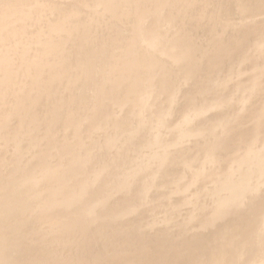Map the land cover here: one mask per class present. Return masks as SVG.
Instances as JSON below:
<instances>
[{
	"label": "rangeland",
	"instance_id": "374dc122",
	"mask_svg": "<svg viewBox=\"0 0 264 264\" xmlns=\"http://www.w3.org/2000/svg\"><path fill=\"white\" fill-rule=\"evenodd\" d=\"M31 1L0 0V61L5 56L10 67L8 76L2 77V68L6 66H0V111L3 112L0 117L15 128V132L25 133L24 122L27 125L30 122L28 113L35 111L38 119L33 126L37 130L32 138H20L19 145L26 149L33 138L46 133L45 129L51 128L48 126L55 125L60 135L58 139L65 137L62 142L71 143L73 150L68 154L69 144L67 155L60 160L51 159L52 163L44 171L40 170L43 168L40 162L54 151H37L34 154L37 157H34L32 152L23 153L19 148L14 154L15 146L10 145L9 134L0 132V153L5 151L0 154V181L13 178L11 172L22 177L23 173L19 172L25 171H12L11 165H30L35 160L39 165L31 172H37L41 178L44 172L48 174L42 181L32 184L29 193L20 195L14 208L9 204L11 200H5V207L0 211V218L5 217L1 236L12 239V243L0 246V264H46L42 262L44 255H40L41 246L38 245L48 242L45 236L55 235L61 242L69 237L76 243L79 237L83 238V232L92 242L86 247L87 253L98 256L89 264L108 261L112 264H213L216 258L227 259L231 253L236 255L242 249V253L249 251L253 254L252 247H257L255 244L258 243L260 254L257 252L252 264H264V218L260 226L255 225L257 215L264 211V183L257 178L250 182L244 179L245 172H264V0H179L184 4L175 7L171 6L170 0H122V6L130 7L129 14L124 15L122 21L114 15L121 0H115L112 5H107L105 0ZM249 7L253 10L250 11ZM169 16L173 20L170 24L167 23ZM61 22L67 30H57L53 34L54 38L64 42L59 56L64 54L61 59H68L63 68L71 75L54 77L52 61L55 58L50 60V57L57 51L52 47L42 55L40 50L43 39L50 35V27H57ZM137 30L149 31L158 38L165 32L163 36L168 35L174 41L167 42L163 50L159 45L155 51V47L141 44L136 36ZM232 35L237 38L230 39ZM168 48L176 52V59L165 52ZM38 52L40 56H37ZM25 60L32 64L35 75L42 78L48 88L43 85L41 90L34 85L35 82L25 81V71L21 67ZM124 62L128 65L125 66ZM151 64L155 70L160 66L162 71L170 69L173 74L171 78L160 75L154 80L150 87L151 97L145 101L147 105L143 110L141 103L131 101L140 94L143 96V88L131 93L130 84L143 80L145 65ZM186 68H191L187 77L182 73ZM151 73L148 72L147 76ZM122 77L125 79L120 81ZM48 89L52 91L47 92ZM38 92H42L43 97ZM113 94L115 99H105ZM70 95L74 97L72 100ZM50 98L57 99L68 110L73 109L75 120L70 121L72 111L68 110H63L57 118L46 115L45 105L47 108ZM150 104L157 108L154 116L157 112L162 114V124L157 126L161 136L157 145L146 140L143 148L137 150L132 148L136 140L130 137H135L136 130L144 131V127H149L145 121L154 108ZM14 107L20 108L13 110ZM100 109L115 114L111 120L124 119L129 113L139 112V115L130 117L131 122L124 121L117 128L109 122L105 121V124L99 115ZM186 114L190 120H185ZM187 122H190L188 128L193 127L196 131L183 138L180 130ZM213 124H217L214 137L198 133L210 129ZM119 130L124 133H116ZM139 136L138 140H141L142 135ZM114 139H122L121 145L128 146L119 157L116 155L119 143ZM249 139H253L251 144H255L256 152L252 159L242 163L243 148ZM214 140L218 143L215 148L207 147ZM114 143L116 146L111 147ZM87 145L94 146V155L83 164V149ZM185 159L192 161L191 169L184 168L189 163ZM29 161L31 163L26 164ZM106 161L114 162L111 174L104 166ZM195 166L207 172L200 175L201 180L192 176ZM55 172H63L61 180L56 181L59 174ZM71 172H75L73 176ZM184 172L191 173L182 175ZM214 172H231L225 179L233 177L232 185L214 193L211 188L217 185L216 179L225 175ZM202 186L209 190L204 193L200 189ZM150 188L151 191L146 192ZM233 193L236 195L230 196ZM242 202H247L250 211L245 218V213L239 216L238 210L236 212ZM24 204L40 205L42 211L27 213L23 210ZM198 204L203 206L197 210L201 214H197L195 220L186 221V215ZM93 208L101 210V216L95 219L100 225L99 232L92 235L91 226L88 227V222L83 220L86 215L80 214ZM28 217L33 220L26 232L25 227L19 226ZM205 232L209 233L210 241L214 239L210 245H198L201 242L198 236L193 241L194 235ZM256 233L263 235L262 238H256ZM161 235L167 240H160ZM135 240L144 241L142 247L127 246ZM193 242L195 246H192ZM3 247L7 249L2 252ZM126 255H129L128 261L124 260ZM245 257L237 264H241ZM61 259L54 260L60 262ZM215 263L224 264V261Z\"/></svg>",
	"mask_w": 264,
	"mask_h": 264
},
{
	"label": "bare ground",
	"instance_id": "6f19581e",
	"mask_svg": "<svg viewBox=\"0 0 264 264\" xmlns=\"http://www.w3.org/2000/svg\"><path fill=\"white\" fill-rule=\"evenodd\" d=\"M37 1V0H36ZM39 1V0H38ZM55 1V0H54ZM57 1V0H56ZM59 1H61V0H59ZM63 1V0H62ZM73 1V0H72ZM106 1V3H107V5L108 4H110V5H112L114 2H115V0H105ZM134 1V0H133ZM172 1V4H171V6L172 7H175L176 5H178V6H181V5H183L184 3H182V2H180L179 0H170L169 1V3ZM183 1H185V0H183ZM30 2H32L31 0H30ZM66 2H67V0H66ZM131 2V1H130ZM185 2H188V0H186ZM38 3V2H37ZM192 3V2H191ZM31 4V3H30ZM32 4H34V1H33V3ZM31 4V5H32ZM104 4V3H103ZM29 5V4H28ZM35 5H36V3H35ZM136 5V4H135ZM198 5V4H197ZM25 6V5H24ZM51 6V5H50ZM163 6H168V5H163ZM14 7H16V6H14ZM201 7V6H200ZM242 8V7H241ZM250 8V7H249ZM28 9V8H27ZM99 9V8H98ZM129 9H130V7H129ZM129 9L127 8V7H124V6H122V0H121V2H120V4L119 5H117V7L115 8V10H114V15H115V17L116 18H119V19H121V21H122V17L125 15H127V14H129ZM193 9V8H192ZM211 9V8H210ZM214 10V9H213ZM253 10V8H250V11H252ZM27 11V10H26ZM31 11V10H30ZM191 11V10H190ZM25 12V11H24ZM45 12V11H44ZM49 12H51V11H49ZM27 12H25V14H26ZM33 13V12H32ZM35 13V12H34ZM43 13V12H42ZM240 13H241V10H240ZM40 14V13H39ZM157 14V13H156ZM43 15V14H42ZM44 15H45V17H46V14L44 13ZM43 15V16H44ZM32 16V15H31ZM30 16V17H31ZM141 16V15H140ZM140 16H138L139 18V20H140ZM154 16V15H153ZM157 16V15H156ZM181 16V15H180ZM142 18V17H141ZM129 19V18H128ZM180 19V18H179ZM183 19V18H182ZM181 19V20H182ZM35 20H36V17H35ZM62 20V19H61ZM138 20V21H139ZM148 20H149V18H148ZM67 21V20H66ZM65 20H64V23L66 22ZM69 21V20H68ZM114 21H116V20H114ZM119 21V20H118ZM173 22V20H172V17L171 16H169V18H168V20H167V23L168 24H170V22ZM23 22V21H22ZM29 22V21H28ZM27 22V24H29ZM40 22V21H39ZM42 22V21H41ZM63 22V21H62ZM59 23L58 24V26L57 27H50V35L49 36H47V38L46 39H43L44 41H43V48H41V54L43 55L44 53H45V50L46 49H49V48H52V47H54V51H57L56 53H54L51 57H50V60L52 59V58H55L53 61H52V63H54V65H53V67H54V70H53V76L54 77H62V76H66V75H71L70 74V72H67L68 70L67 69H64L63 67L66 65V61L68 60V59H66V60H64V58L63 59H61L62 58V56L64 55H62V56H59L60 55V53H62L61 51H62V44L64 45V42H62L63 40H61V39H59V38H54V34H53V32H58L57 30H64V31H66L67 29H65L67 26H65V25H63V23ZM78 22V21H77ZM76 22V23H77ZM134 22V21H133ZM25 23V22H24ZM67 23V22H66ZM71 23H72V21H71ZM79 23V22H78ZM145 23H147L146 22V20H145ZM31 24H33V23H31ZM41 24V23H40ZM73 24V23H72ZM72 24L70 25V26H72ZM74 24H75V21H74ZM155 24H157V22L155 23ZM182 24V23H181ZM138 25H140L138 28L139 29H141L140 27H141V24L140 23H138ZM145 25V24H144ZM152 25V24H151ZM176 25V24H175ZM19 26H20V24H19ZM40 26V25H39ZM117 26V25H116ZM154 26V25H153ZM152 26V27H153ZM165 26H166V24H165ZM173 26V25H172ZM171 26V27H172ZM177 26H180V25H177ZM177 26H176V28H177ZM37 27V26H36ZM119 27V26H118ZM147 27V26H146ZM148 27H150L149 25H148ZM15 28L17 29V26H15ZM37 28H39V27H37ZM87 28V27H86ZM175 28V29H176ZM35 29V28H34ZM93 28H91V30H92ZM120 29V28H119ZM150 29H151V27H150ZM149 28H148V30H150ZM168 29H169V27H168ZM180 29V28H179ZM179 29H178V31H179ZM13 30H14V28H13ZM167 30V29H166ZM10 31V30H9ZM17 31V30H16ZM32 31H33V29H32ZM121 31V30H120ZM138 32H136V36H137V38L141 41V44H146L148 47H150V48H153V47H155V48H153L154 50L156 49V48H158V46L160 45V47L159 48H161L162 50H163V46L167 43V42H172V40H173V38L171 37H168V35L166 36H163L164 35V33H163V35L162 36H159L160 38H158V36L156 35V34H154V35H151L150 34V32L149 31H146V33H143L142 31H140V30H137ZM172 31V30H171ZM11 32V31H10ZM14 32V31H13ZM177 32V31H176ZM182 32V31H181ZM242 32H244V31H242ZM5 34V33H4ZM239 34H240V32H239ZM2 35V34H1ZM10 35H11V33H10ZM28 35H29V33H28ZM120 35V34H119ZM122 35V34H121ZM5 36V35H4ZM3 36V37H4ZM183 37V36H182ZM26 38V37H25ZM121 38V37H120ZM232 38H234L233 40H235L236 38H237V36L236 35H232L231 36V38L230 39H232ZM1 39V38H0ZM24 39V38H23ZM87 39V38H86ZM89 40V39H88ZM93 40V39H92ZM120 40V39H119ZM25 41V40H24ZM124 41V40H123ZM174 41V40H173ZM184 41V40H183ZM81 43H83V41H80ZM85 42V41H84ZM118 42H120L121 43V41H118ZM179 42V41H178ZM178 42H177V40H176V43L178 44ZM14 43V42H13ZM122 43H124V42H122ZM121 43V44H122ZM84 44V43H83ZM82 44V45H83ZM116 44H118V43H116ZM176 44V45H177ZM86 45H88L87 43H86ZM175 45V46H176ZM84 46V45H83ZM146 46V47H147ZM143 47H145L144 45H143ZM145 47V48H146ZM78 49V48H77ZM149 49V48H148ZM153 49H151V50H153ZM191 49H193L192 47H191ZM114 50V49H113ZM138 50V49H137ZM177 50V49H176ZM79 51V50H78ZM106 51V50H105ZM104 51V52H105ZM149 51V50H148ZM155 51H158V50H155ZM202 52H203V49L201 50ZM114 52V51H113ZM112 52V53H113ZM126 52V51H125ZM165 52L169 55V56H172V58H177V56H176V52L174 53L173 52V48H168L167 50H165ZM78 53V52H77ZM119 53H121V52H119ZM136 53V52H135ZM154 53V52H153ZM56 54H58V55H56ZM123 54V53H122ZM126 54V53H125ZM156 54V53H155ZM159 54V53H158ZM160 55V54H159ZM4 56V55H3ZM37 56H40V52H38V55ZM114 56H116V55H114ZM136 56V55H135ZM151 56V55H150ZM156 56V55H155ZM139 57H140V55H139ZM138 57V58H139ZM115 58V57H114ZM130 58V57H129ZM128 58V59H129ZM135 58V57H134ZM133 58V59H134ZM116 59H118V57H116ZM127 59V58H126ZM141 59V58H140ZM150 59V58H149ZM167 59V58H166ZM169 59V58H168ZM167 59V60H168ZM137 60V59H136ZM135 59H134V61H136ZM139 60V59H138ZM126 61V60H125ZM1 64H0V66L1 65H3V66H6V67H4V68H2V71H4V74L2 75V77H5V76H8V73H10V72H8V68H10L9 67V64H8V61L5 59V56L3 57V59H1ZM25 64H23L21 67L24 69V71H25V81L26 82H35V86L37 87V88H41V90H42V88L45 86L44 84L45 83H43L44 81H43V79L42 78H39L38 77V75L36 76L35 75V71L34 70H32V64H30V62L29 61H27V60H25ZM144 62V61H143ZM143 62H141V63H143ZM32 63V62H31ZM58 63H61L60 65H58ZM172 63V62H171ZM124 65H125V62H124ZM128 65V64H127ZM127 65H125V66H127ZM120 67V64L118 65V68ZM145 69H146V71L143 73L144 74V77H143V80H140V79H138V81H134L133 83H131L130 84V91H131V93H133V92H140L141 91V88H143L142 89V91H143V96L140 94V97L139 96H137V97H134L131 101L133 102V101H135V102H139V103H141V106H143V110H145L146 108H145V106L147 105L146 104V100L149 98V97H151V91H150V87L151 86H153V83H154V80L155 79H157L160 75H164V76H168V77H170L171 78V75L173 74V72L170 70V69H165L164 71H162V69L160 68V66H158L156 69L157 70H155V66H154V64H151L150 66L149 65H145ZM117 68V69H118ZM179 69V68H178ZM177 69V70H178ZM55 70H56V72H55ZM115 69H113V71H114ZM45 71V70H44ZM123 71H125V69L123 70ZM150 71H152V73H151V75L150 76H147V73L148 72H150ZM191 71V68L190 69H188V68H186V69H184L183 71H182V73H184V76H186L187 77V75H186V73H189ZM196 73H198L196 70H194ZM194 71L192 72V74L195 76V73H194ZM199 71V70H198ZM126 72H127V70H126ZM125 73V72H124ZM65 74V75H64ZM116 74V73H115ZM123 74V73H122ZM199 74V73H198ZM197 74V75H198ZM117 75V74H116ZM196 75V76H197ZM200 75V74H199ZM50 76H52V73L50 74ZM122 76V75H121ZM125 76V75H124ZM1 77V78H2ZM68 77V76H67ZM104 77V76H103ZM102 77V78H103ZM128 77V76H127ZM211 77V76H210ZM100 78V77H99ZM98 78V79H99ZM53 79V78H52ZM74 79V78H73ZM109 79V78H108ZM108 79H106V81L108 80ZM118 79H119V76H118ZM123 79H125L124 77H122V79L120 80V81H122ZM101 80V79H100ZM190 80H192V79H189V81ZM50 81V80H49ZM52 81V80H51ZM104 81V80H103ZM126 81V80H125ZM124 81V82H125ZM127 81H128V79H127ZM201 81V80H200ZM66 82V81H65ZM64 82V83H65ZM73 82V81H72ZM108 82V81H107ZM106 82V83H107ZM184 82V81H183ZM101 83V82H100ZM120 83V82H119ZM123 83V82H122ZM46 84H48L47 82H46ZM51 84V83H50ZM49 84V85H50ZM58 84H59V82H58ZM12 85V84H11ZM44 85V86H43ZM103 85V84H102ZM115 85V84H114ZM117 85V84H116ZM40 86H42V87H40ZM51 86V85H50ZM66 86H67V82H66ZM71 86V85H70ZM99 86V85H98ZM101 86V85H100ZM120 86V85H119ZM148 86H149V88H148ZM45 87H47L48 88V85L47 86H45ZM115 87V86H114ZM117 87H118V85H117ZM127 87H128V85H127ZM47 88H45V89H47ZM50 88V87H49ZM72 88V87H71ZM70 87H65V89H71ZM106 88V87H105ZM112 88H113V86H112ZM148 88V89H147ZM44 89V88H43ZM73 89H75L74 87H73ZM82 89V88H81ZM40 90V89H39ZM103 90H104V88H103ZM106 90V89H105ZM126 90V89H125ZM165 90H168V88H165ZM31 91H32V89H31ZM37 91H38V89H37ZM44 91V93H45V90H43ZM50 92V91H52V89L51 90H47V92ZM126 91H129V90H126ZM14 92H16V90L14 91ZM21 92V91H20ZM34 92V91H33ZM32 92V93H33ZM64 92V91H63ZM69 92V91H68ZM85 92V91H84ZM22 93V92H21ZM35 93V92H34ZM40 92H38V94H39ZM43 93V94H44ZM73 93H74V90H73ZM76 93H79L78 91L76 92ZM81 93V92H80ZM41 94V97H43L42 96V92L40 93ZM69 94V93H68ZM67 94V95H68ZM37 95V94H36ZM35 95V96H36ZM47 95H49V94H47ZM60 95V94H59ZM75 96H76V94H74ZM32 96H33V94H32ZM49 96H51V94L49 95ZM78 96H80V95H78ZM85 96H87V95H85ZM37 97L39 98V96L37 95ZM40 97V98H41ZM48 97V96H47ZM68 97V96H67ZM80 97H82V96H80ZM115 95L113 94V95H111V96H109V97H106L105 99L106 100H112V99H115ZM71 98H74V97H72L71 95H70V99ZM221 98V97H220ZM51 100L48 102V103H46V104H48V106H47V108H46V105H45V109L47 110V113H45L46 115H48V116H55L56 118H57V116H59V115H61L60 113L63 111V110H68L67 109V106L66 105H62L60 102H58V100L57 99H54V98H50ZM42 100V99H41ZM72 100V99H71ZM74 100V99H73ZM78 100H79V98H78ZM116 100H117V98H116ZM154 100H155V102H157L156 101V99L154 98ZM38 101H39V99H38ZM45 102V101H44ZM68 102H69V100H68ZM194 102V101H193ZM23 103V102H22ZM71 103V102H70ZM74 103V102H73ZM73 103H72V105H73ZM144 103V104H143ZM38 104V103H37ZM155 105H156V107H157V104L156 103H154ZM191 104H193V103H191ZM41 105V104H40ZM138 105V104H137ZM155 105H153V106H151V104H150V107H154ZM18 106H20V104L18 105ZM74 106V105H73ZM193 106H195V105H193ZM36 107V106H35ZM156 107H154L153 108V110H152V112L151 113H146V112H144V113H146V114H148L147 115V117H148V120L147 121H145V123H147V125L149 126V127H144V131L142 130V131H140V130H136V133H135V137L134 138H132V137H130L132 140L133 139H135L136 140V142H135V146H132V148H135V149H137V150H139V149H142L143 148V143L146 141V140H149L150 141V143H151V145H157L158 143V139L160 138V136H161V132H160V130L157 128V126L158 125H160V124H162L161 122H160V119H161V116H162V114L160 113V112H157V115H155L154 116V110L155 109H157ZM208 107V106H207ZM18 109V108H20V107H14L13 108V110H15V109ZM188 108H189V106H188ZM194 108V107H193ZM35 109V108H34ZM95 109V108H94ZM4 110V109H3ZM12 110V111H13ZM101 110V109H100ZM202 110H203V108H202ZM204 110H205V107H204ZM203 110V111H204ZM68 111H72V114H71V116L73 117H70V121H72V120H75L74 118H75V115H74V113L75 112H73V109L71 110V109H69ZM187 111V110H186ZM188 111H189V109H188ZM193 111H194V109H193ZM35 112V111H34ZM28 113V116H29V118H30V122L28 123V125L27 124H25V122H24V131H25V133H17V132H15L14 131V129L15 128H13V127H11L10 125H8L7 123H6V120L5 119H3V118H1L0 117V132H3V133H7V134H9V137H8V140L9 141H12L11 143H10V145H13V146H15V149L13 150V153L14 154H17L16 152H19V148H20V150H21V152H32L33 153V156L34 157H37V156H35L34 154L37 152V151H47V150H52V151H54V153L52 154L51 152L44 158V159H42L41 160V162L40 163H42V166H43V168H41L40 170H44L45 171V168H48V166H49V164L50 163H52V162H50V160L51 159H58V160H60L61 158L63 159L64 158V156H66L67 155V146L69 145V144H71V143H69V142H62V140H65V137H63V138H61V139H58V137L60 136L58 133L59 132H57V129H58V127H55V125H50V126H48V127H51V128H49V129H45L46 131V133H43V134H39L37 137H35V138H33L32 140H31V143L27 146V148L26 149H23L20 145H19V140H20V138H24V137H29V138H32V135H34L35 134V131L37 130L34 126H33V124L34 125H36V120L38 119V117L36 116V114L35 113ZM99 112V111H98ZM202 112V111H201ZM0 113H1V111H0ZM3 113V112H2ZM1 113V114H2ZM18 113V112H17ZM42 113H43V111H42ZM68 113V112H67ZM105 113V114H104ZM129 113V112H128ZM20 114V112L18 113V115ZM44 114V113H43ZM130 114V113H129ZM129 114H127L126 116H125V118L124 119H118V120H116V119H113V120H111L110 118L111 117H113V116H116L115 114H111V113H106V112H102V110H101V112H100V116L103 118V120H104V122L106 121V122H109V125H112V126H117V128L119 127V126H121V123L122 122H124V121H127L128 123L129 122H131V120H130V117H134V115H139V112H136V114H133V115H131L130 114V116H128ZM17 115V116H18ZM23 115V114H22ZM46 115H44V116H46ZM20 116V115H19ZM18 116V117H19ZM104 116V117H103ZM142 117L144 116V115H141ZM152 116H154V118H156V119H154ZM186 116H187V119H185V120H190V116H189V118H188V115L186 114ZM11 117H16V116H12L11 115ZM17 117V119L19 120V121H22L21 119V117H20V119ZM47 117V116H46ZM166 117V116H165ZM170 117H172V116H170ZM105 118V119H104ZM169 118V117H168ZM44 119V118H43ZM166 119V118H165ZM171 119V118H170ZM168 120V119H167ZM165 121V120H164ZM38 122H41V121H38ZM43 122V121H42ZM92 123H93V121H91ZM96 122V121H95ZM106 122H105V124H106ZM97 123V122H96ZM95 123V125H97ZM189 123L190 122H187V123H184L183 125H182V128H181V130H180V135L183 137V138H187V135L189 136V135H193V134H191L190 132H192V131H196L193 127L190 129V128H188V126H189ZM100 124H101V122H100ZM105 124H103V125H105ZM124 124H127V123H124ZM219 124V123H218ZM123 125V124H122ZM217 125V124H216ZM215 125V126H216ZM214 126V124H213V126L210 128V129H208V128H205V129H202L201 131H198V133H200V135H205V136H207V135H209V136H211L212 135V137H214L215 135V129H216V127ZM55 128V129H54ZM107 128V127H106ZM109 128V127H108ZM116 128V129H117ZM115 129V130H116ZM88 130V129H87ZM86 130V131H87ZM110 130V129H109ZM124 130H127V129H124ZM124 130H122V131H120L119 130V132H116V133H120L121 134V132H123ZM59 131V130H58ZM105 131L107 132V130L105 129ZM124 133V132H123ZM56 135L57 137H52L51 135ZM130 134H132V132L130 133ZM139 134H141L142 135V139L141 140H138V138L140 137L139 136ZM256 134V133H255ZM254 134V135H255ZM114 135V134H113ZM214 135V136H213ZM253 135V136H254ZM31 136V137H30ZM63 136H68V135H66V134H63ZM70 136H71V134H70ZM107 136V135H106ZM108 136H109V134H108ZM112 136V135H111ZM117 136V135H116ZM112 138V137H111ZM116 138V137H115ZM127 138H129V137H125V139H127ZM124 139V142H126V140ZM121 140L122 139H118V140H115L114 139V142L115 141H117V143H119V145H118V150H117V152L118 153H116V155L119 157V155L121 154V152L124 154V149L125 148H127L128 146H124V145H121L122 144V142H121ZM254 140H255V143H256V138L254 137ZM252 141H253V139H249L248 141H246L247 142V144H246V146L243 148V150H244V157H243V161H242V163L243 162H246L247 160H250V159H252V157H253V155H254V153L256 152V150L254 149V146H255V144H251L252 143ZM215 142V140L214 141H210L209 142V144L210 145H208L207 147H209V148H211V149H213V148H215V144L217 145L218 143H214ZM97 143V142H96ZM96 143H95V145H96ZM101 144V143H100ZM99 144V145H100ZM204 144V143H203ZM206 144H207V142H206ZM91 146V145H90ZM89 145H87V146H85L84 147V151H83V153H84V159H85V161L83 162V164H85V162H86V160H89V159H91L92 158V155H94V151H93V149H94V146L93 147H90ZM97 146V145H96ZM95 146V147H96ZM116 146V144L114 143L111 147H115ZM73 146H72V144L70 145V146H68V149H69V152H68V154L69 153H71L72 152V150H73V148H72ZM98 147V146H97ZM259 150V149H258ZM222 151V150H221ZM2 153V152H1ZM0 153V154H1ZM4 153H5V151H4ZM4 153H2V154H4ZM151 153H153V150H152V152ZM159 153H161V152H158L157 154H159ZM28 154H30V153H28ZM215 154V153H214ZM74 155V154H73ZM30 156V155H29ZM185 156V155H184ZM75 157V156H74ZM33 158H31V160H32ZM185 160H187V159H185ZM187 161H189V163H188V165L187 166H185L184 168L186 169H191V163H192V161H190L189 159L187 160ZM38 162V161H37ZM36 162V160L34 161V162H32L31 163V161H29V162H26V164H28V163H31L30 165H23V166H20V165H18V164H13V165H11V167H9V168H11V170L12 171H17V170H19V171H25V172H19V173H23L21 176L22 177H19V176H15V172H11V171H9V172H11L10 173V175H12L13 176V178H11V179H3V181H0V211H2L3 209H4V205L3 204H5V200H11L10 201V205H11V207L12 208H14L17 204H18V202H19V199H18V197L20 196V195H22L23 193H25V192H27V193H29L30 191H31V189H30V186H32V184H34V183H38L39 181H42L43 179H45L46 177H47V175L48 174H46V172H44V174H43V177L41 178V176L42 175H39L37 172H31V170H33L35 167L34 166H38L39 164ZM1 163V162H0ZM113 163L114 162H107L106 161V164L104 163V166L109 170L110 169V171H109V173L111 174L112 172V166H113ZM261 163V162H260ZM259 163V164H260ZM83 164H81V165H83ZM33 165V166H32ZM81 165H79V166H81ZM3 166V165H2ZM1 166V167H2ZM30 166H32L31 168H29ZM72 167H75V164L74 165H72L70 168L72 169ZM197 166H195V170H194V172H192V176H194V177H197V180L198 179H200L201 177H200V175L202 174V175H204V173H207V172H202V168H196ZM55 173H58L59 175L57 176V180L56 181H59V180H61V176H63L64 174H63V172H55ZM64 173H66V172H64ZM75 172H71V176H73L72 174H74ZM122 173V172H121ZM121 173H120V175H121ZM190 173L191 172H184V173H182V175H184V174H189L190 175ZM223 173H225V175H224V178H220V179H216V181H217V185L216 186H214L213 188H211V190H213V192L214 193H217V192H220L222 189H224V188H226L227 186L229 187V186H231L232 185V182H233V177L231 178V179H225V177L226 176H230V174H231V172H214V174H223ZM246 173V175H245V178L244 179H246V181H249L250 182V180L251 179H253V178H257V179H259V180H263V183H264V172H251L250 174H247V173H249V172H245ZM18 174V173H17ZM126 175V174H125ZM124 175V176H125ZM179 178L178 177H176V180H178ZM202 179V178H201ZM200 179V180H201ZM152 183H154V180L152 179ZM55 184H57V182H55L54 183V185ZM256 185H257V183H256ZM218 186V187H217ZM200 189L205 193V191H207V190H209V189H205V187L204 186H202V187H200ZM151 191V188L150 189H148V190H146V192H150ZM203 193V194H204ZM194 194H201V192H195ZM205 195V194H204ZM236 195V193H233V194H231L230 196H235ZM197 196H195V198H196ZM200 197H202V195L200 196ZM200 197H199V199H200ZM196 199H198V198H196ZM198 199V200H199ZM198 200H196V201H198ZM209 200V199H208ZM208 200H207V202H208ZM201 201V200H200ZM199 201V202H200ZM202 202V201H201ZM238 204V203H237ZM91 207H93L92 206V204H91ZM96 207V206H95ZM200 207H203V206H201V205H199L198 204V206H196V208L194 209V210H192V211H190V213L188 214V215H186L187 217H186V221L187 220H190V219H192V220H195L194 218L195 217H197V214H199L200 213V211H198L199 213H197V210L200 208ZM23 210L24 211H27V213L28 212H41L42 211V206H40V205H32V204H30V205H28V204H24L23 205ZM237 210H238V213H239V216L241 215V214H243V213H245V215L243 216V218H245L247 215H248V213L247 212H250L249 211V208L247 207V202H242V204H240V205H238L237 206V208H236V212H237ZM100 211L101 210H99L98 209V211H95L94 210V208L93 209H90V210H85L82 214H80V216H83V215H86L85 217L86 218H84L83 220H85L86 222H88V227L89 226H91V229H92V235L95 233V231H98L99 232V229H100V225H98V223L97 222H95L96 220V218L97 217H100L101 216V213H100ZM104 213V212H103ZM201 214V213H200ZM103 215V214H102ZM80 216H78V217H80ZM251 216V215H250ZM242 218V219H243ZM264 218V211H263V213L262 214H260V215H257V222L255 223V225L256 224H258L257 225V227L258 226H260V224L259 223H261V221H263L262 219ZM4 219H5V217H4V215H3V218H0V246H5V245H7V243H12L11 242V240L12 239H10V238H8V239H5V238H3L1 235L3 234V227H4V225H3V221H4ZM33 220V219H32ZM32 220L28 217V219H26V220H23V222L24 223H21L20 224V226H19V228L20 227H25V231L27 232V229L29 228V224L32 222ZM248 225V224H247ZM107 227V226H106ZM256 227V226H255ZM256 227V228H257ZM88 230V229H87ZM166 230V229H165ZM176 230V229H175ZM255 230V229H254ZM253 230V231H254ZM174 231V230H173ZM75 233H80V232H75ZM85 233L86 232H83V238H80L78 235V237H79V240L75 243L71 238H64V240L61 242L60 240H59V238H55V235H49V237H46L45 236V238L46 239H48V242L45 244V245H42V243H38V245L39 246H41L40 248H39V250H41V253H40V255H44V258H43V260H42V262H44V263H46V264H89L91 261H94V260H96V259H98V256L97 255H95L94 253H90V254H88L87 253V251H86V247L89 245V243H92L91 242V240H90V237H88V235H86L85 236ZM115 233V232H114ZM165 233H166V231H165ZM165 233H164V235H165ZM246 233V232H245ZM73 235V234H72ZM197 236L200 238V240H201V242L200 243H198V245H202V244H204L205 246H208V245H210L212 242H213V240H209V233L208 232H205V233H202V234H198V235H194L192 238H193V241L197 238ZM262 236L263 235H260L259 233H256L255 234V237L256 238H262ZM160 240H162V241H166L167 240V238L165 237H163L162 235H161V239ZM160 240H157V241H160ZM162 241L160 242L161 244H162ZM144 241H139V240H135V242L133 243V244H131V245H127V246H130V247H134V248H137V247H142V243H143ZM127 243V242H126ZM126 243H124L125 245H126ZM259 244V243H258ZM258 244H255L257 247H258ZM91 246V245H90ZM89 246V247H90ZM192 246H195L194 245V242L192 243ZM130 247H128V248H130ZM257 247H252V250H253V254H251V253H249V251L248 252H246V253H242L243 252V249L241 250V253H238V254H236V255H233L232 253L229 255V256H227V259L226 258H222V259H220L219 260V258H216L214 261H213V264L215 263V262H219V261H224V264H237V262L241 259V258H243L244 256H246L245 257V259L242 261V263L241 264H252V263H254V261L256 260L255 258H257V255L256 254H258L259 253V251H258V249H257ZM255 248V249H254ZM7 249V247H3L2 248V252L3 251H5ZM83 250V251H82ZM258 252V253H257ZM201 254H203V253H201ZM260 254V253H259ZM4 255V254H3ZM134 255V254H133ZM140 255V254H139ZM139 255H137V258H138V260H139ZM207 255L208 256H210V252H207ZM212 255V254H211ZM253 255H255L254 256V258H253ZM127 256V255H126ZM129 256V255H128ZM126 257V259H124V260H127V258H129V257ZM132 256V255H131ZM145 256V255H144ZM58 257H62V259L60 260V262H56V260H54V259H57ZM94 258V259H91V258ZM142 257V256H141ZM140 257V258H141ZM121 258V257H120ZM125 258V257H124ZM132 258V257H131ZM142 258H145V257H142ZM147 258V257H146ZM133 259V258H132ZM21 260V259H20ZM129 260V259H128ZM127 260V261H128ZM131 260V259H130ZM142 260V259H141ZM145 260V259H144ZM133 261V260H132ZM136 261H137V259H136ZM140 261V260H139ZM138 261V262H139ZM182 261V260H181ZM180 261V262H181ZM106 262V261H105ZM141 262V261H140ZM107 263V262H106ZM105 263V264H106ZM108 263H110V264H112L110 261H108ZM107 263V264H108ZM133 263V262H132ZM131 262L129 263L128 262V264H132ZM135 263V262H134ZM137 263V262H136ZM135 263V264H136ZM17 264H19V263H17ZM98 264V263H97ZM140 264V263H139ZM216 264V263H215Z\"/></svg>",
	"mask_w": 264,
	"mask_h": 264
}]
</instances>
